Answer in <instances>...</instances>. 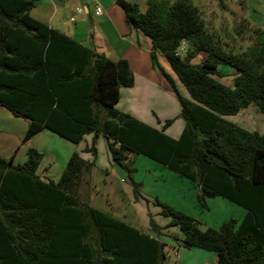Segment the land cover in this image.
Returning a JSON list of instances; mask_svg holds the SVG:
<instances>
[{
	"label": "trees",
	"instance_id": "16d2710c",
	"mask_svg": "<svg viewBox=\"0 0 264 264\" xmlns=\"http://www.w3.org/2000/svg\"><path fill=\"white\" fill-rule=\"evenodd\" d=\"M36 1L0 0V107L26 120L22 142L42 129L74 144L92 134L84 151L93 159L73 151L53 180L38 174L42 153L34 147L22 163H14V153L0 156V264H166L159 237L171 226L182 233L183 247L214 252L216 264H264V134L225 118L251 103L264 115V29L251 26V44L234 52L208 29L192 0H148L144 11L115 0L126 22L149 37L151 63L177 96L185 124L172 138L164 132L172 119L157 129L115 107L120 87L133 85L127 60L97 54L36 19L30 13ZM182 42L188 48L181 57ZM200 52L203 60L192 63ZM158 53L188 97L177 92ZM219 65L237 71L232 87L215 78L223 77ZM100 135L113 163L126 170L135 199L141 184L133 180L132 157L141 154L195 182L201 208L207 209V198L221 196L244 215L201 229L192 216L155 199L170 220L159 226L150 218L151 236L93 207Z\"/></svg>",
	"mask_w": 264,
	"mask_h": 264
},
{
	"label": "rangeland",
	"instance_id": "374dc122",
	"mask_svg": "<svg viewBox=\"0 0 264 264\" xmlns=\"http://www.w3.org/2000/svg\"><path fill=\"white\" fill-rule=\"evenodd\" d=\"M192 1L198 6L208 29L221 36V39L224 42L226 41L229 46H234V52H239L240 49L243 50L251 44L252 39L251 36H249V28L251 26H257L264 29V0H222L221 2L226 4L225 9L219 6L218 3L220 0ZM140 5L138 6L140 11H144ZM72 6L71 0L66 2L64 19L69 28H72L75 24L77 28H79L78 26H80V23L78 20L80 17L78 13L73 10ZM72 11L75 13L71 14ZM71 15H74V20H71ZM241 22H245V25L243 30L238 34V25ZM82 27L84 29L92 27L88 16L86 21L82 24ZM187 48L188 44L182 42L178 48L181 57L185 55ZM165 62L167 63L166 59ZM166 66V70L164 71L173 80L177 92L184 97H188L185 88L178 81L168 63ZM220 68L224 70H232V67L228 65H222ZM154 69L159 74L160 79L157 78L154 86H152V96L140 99L138 97V92L136 101L134 102V99L130 100L132 96L122 95L119 107H115L120 111H123L122 109L126 106L129 107L130 111L125 113L130 115L135 114L134 116L145 119V121H148L151 126L161 127L166 119H172L168 133H172L176 136L177 132L180 128L182 129L185 124L184 120L179 115L180 105L174 90L171 88V85L166 80L165 76L155 67ZM216 78L227 85H232L234 81L231 74H224L223 78ZM138 90L140 91V88H138ZM228 119L246 130H256L259 133H264L262 131L264 127V115L260 113L254 103L241 109L236 115L228 116ZM2 123V119L0 118V134L8 132L3 128L4 124ZM101 137L103 138H101L102 142L98 143V147L96 146L95 150L97 148L98 153L96 156L100 165L106 167L104 169L106 171L100 172L97 170L95 176H92L94 200L89 201L91 205L94 203L95 207L115 213L114 215L127 222H131L133 225L137 224L136 215L140 220H143V216L141 215H143L144 211H141V209L143 207L146 210L145 202H149L148 195H152V200L149 203L150 207L153 206L151 211L157 210L158 212L155 217H153V214L156 213L152 212V215L149 214V219L152 218L153 221L155 219L161 223L169 222L170 219L169 217L159 214L160 207H158V205L156 206L154 203L155 199L192 216L194 219L198 220L204 228L212 227L217 229L223 222H226L229 219H234L237 222L240 221L244 215L245 210L240 205L222 198L221 196L207 199V209L201 208L197 202L193 203V199H195L193 194L195 187H187L188 184H192L189 179L183 177L177 172L167 169V167H164L158 162L141 154L132 157V166L135 168L133 180L134 182L141 184L137 199L133 196L134 201L140 200V202L136 201L137 205L134 206L131 201L133 192L130 189L128 192L125 188V184H128L130 188H132L126 170L117 164L113 165L117 168V171L121 172L122 178L125 182L123 184L120 182V177L116 174L113 166H108L107 156L103 145L105 139L103 136ZM61 140H63L62 142H64V144H69L68 146H70V148L75 146L74 143H71L66 139ZM36 142H39V138L33 141L34 145ZM39 143L42 157L39 163L38 172L43 173L44 177L57 180L60 177L62 170H59L57 167L50 169L48 168V163L52 158L60 159L61 154L66 151V145H59L56 142L52 143L49 140H42ZM5 153V150L0 148V156L8 157V154L6 155ZM24 153L26 154V148L20 149L17 159H14V161L18 163L21 162L20 159ZM90 153L93 154L91 151ZM25 156L27 157V154ZM84 191L85 188L82 186L79 192L80 194H83ZM156 195H158V198ZM171 230L176 231L177 233L179 231L177 227H171ZM170 235H173V233H170ZM167 238L173 240L171 236H168ZM172 257L175 256L173 255Z\"/></svg>",
	"mask_w": 264,
	"mask_h": 264
},
{
	"label": "crops",
	"instance_id": "0c3cea01",
	"mask_svg": "<svg viewBox=\"0 0 264 264\" xmlns=\"http://www.w3.org/2000/svg\"><path fill=\"white\" fill-rule=\"evenodd\" d=\"M67 1L69 0H37L34 7L31 9L30 13L36 19L45 22L49 26L65 33L70 38H73L82 45L93 49V51L97 54H103L113 61H116L118 59L127 60L129 64V68L134 77L133 85L130 87H123V86L120 87L119 99L115 106L119 107V102L121 101L122 95L132 96L130 100L134 99V102L136 101L138 92H139L138 97L140 99H143L145 97L149 98L150 96H152V92H153L152 86H154L156 79L157 78L160 79V77L159 74L154 69L150 60L151 41L149 37L144 35L141 31L134 29L126 22L123 10L115 3V0H71V4L73 5L72 6L73 10L76 13H78L80 17L78 20L80 26H78L79 28H77L75 24L72 28H69L64 19ZM127 1L133 2L138 6L141 4L140 6H142V8L144 9L146 6V2L148 0H127ZM96 6L101 8V13L99 14L94 13V8ZM74 11H72L71 14L75 13ZM87 16L92 24V27L84 29L82 27V24L86 21ZM70 18L71 20L75 19L74 15H71ZM205 55H206L205 53L200 52L194 58L191 59V62L194 64L199 63L201 60H203ZM157 61L160 64V66L163 68V70H166L167 67L166 65L168 62L166 63L165 58L159 53L157 54ZM221 66L222 65H219L218 69L223 73V77L224 74H231L232 78H234L237 75V71L234 68H232V70H224L220 68ZM218 81L223 83L221 80ZM233 84L232 85L225 84V85L232 87ZM138 88H140V91L138 90ZM122 110L124 112L130 111L129 107L127 106ZM134 115L132 114V116L135 117L136 119L151 126V124L148 121H145V119L139 118ZM0 118L2 119L3 122L2 124H4L3 128H5V130L8 131L0 134V148L2 150H5L6 155L8 154V157L5 158H9L14 153V159L16 160L20 149L26 148L27 150L29 146L36 148L39 152L42 153L40 149L41 147L39 146L40 144L39 142H41L42 140H49L52 143L56 142L59 145H66L65 146L66 151L65 153L61 154L60 159L52 158L49 161L48 168L50 169L57 167L59 170L63 171L69 156L73 151L76 150L78 151V153L82 158L89 161L93 159V154H91L88 151H84L85 147L90 146L92 134L85 135L84 138L79 143L75 144V146H72L71 148L70 146H68L69 144H64V142H62L63 140L61 139L64 138L60 137L59 135L53 133L48 129H42L38 133L34 134L28 141L22 142V136L26 130V120L19 117H13L3 107H0ZM225 118L228 119V116H226ZM152 127L157 129L160 128L159 126H152ZM168 129L169 126L164 130V132L168 136L172 138H178L183 128L182 129L180 128L176 136L173 135L172 133H168ZM262 131L264 132V127ZM261 134L264 133L261 132ZM37 138H39V142H36L37 145L36 143L34 145L33 141ZM101 138H102L101 136L97 137L95 147L96 146L98 147V143L102 142L103 138L102 139ZM103 145L107 156L108 166L112 167L113 165H115V163H113V161L110 158V154L106 146V141H104ZM95 151L97 154L98 153L97 148ZM24 154H22L20 159L21 162L19 163H22L26 160L27 157L25 156L26 154L25 155ZM14 163H18V162L14 161ZM105 168H106L105 166L100 165L98 158L96 156V161H95V166L93 168L92 176L93 177L95 176L97 170H99L100 172L106 171L104 170ZM113 169L116 171V174L120 177V182L124 184L125 182L122 178L121 172L117 171L116 170L117 168H115V166H113ZM37 172H38V168H37ZM38 174L41 177H44L43 173L38 172ZM187 187L190 188L195 187L194 188L195 193L193 192L195 199H193V203L197 202L196 196L199 192V188L197 187L196 183L192 182V184L190 185L188 184ZM125 188L127 189L128 192L130 190L132 191V188H130L128 184H125ZM93 196H94V191H92V194L90 195V201L94 200ZM151 196L148 195L149 202L148 201L145 202L146 210L143 207L141 209V211L142 210L144 211L143 215H141L143 216V220H140L136 215V219H137L136 225H133L131 222H127L124 219L117 217L116 215H114L115 213H111L108 210L99 209L95 207L94 203L92 206L101 211L109 213L110 215H112L113 217L119 220H122L134 227L139 228L143 232L149 233L151 236H155L156 234L149 229V224H148L149 214L152 215L153 213H156L153 214V217H155L158 213L157 210L151 211V208L153 207V206L150 207L149 205V203L152 200ZM156 196L158 198V195ZM131 197H132L131 198L132 204L134 206L137 205L136 203L137 200L134 201L133 194ZM137 202H140V200H138ZM154 222L159 226H165L166 224H168V222L161 223L155 219ZM171 227H176V226H171ZM171 227L162 229L163 235L159 237L160 240L166 244L165 246V251L167 252L166 264H216L217 263V255L212 251H208L197 247H190V248L183 247L180 241L183 236L182 233L180 232V230L178 231V233L176 231H172ZM200 228L204 229V227L201 226V223H200ZM170 233H173V235H170ZM168 236H171L173 240L167 238ZM173 255L175 257H172Z\"/></svg>",
	"mask_w": 264,
	"mask_h": 264
},
{
	"label": "built area",
	"instance_id": "2783aa9c",
	"mask_svg": "<svg viewBox=\"0 0 264 264\" xmlns=\"http://www.w3.org/2000/svg\"><path fill=\"white\" fill-rule=\"evenodd\" d=\"M94 13H95V14H99V13H101V8L98 7V6H96V7L94 8Z\"/></svg>",
	"mask_w": 264,
	"mask_h": 264
}]
</instances>
